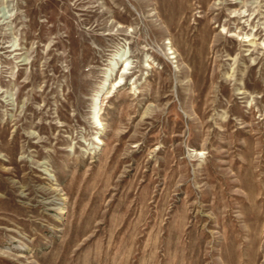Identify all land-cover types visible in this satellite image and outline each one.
I'll return each mask as SVG.
<instances>
[{"label":"rangeland","instance_id":"obj_1","mask_svg":"<svg viewBox=\"0 0 264 264\" xmlns=\"http://www.w3.org/2000/svg\"><path fill=\"white\" fill-rule=\"evenodd\" d=\"M0 264H264V0H0Z\"/></svg>","mask_w":264,"mask_h":264}]
</instances>
